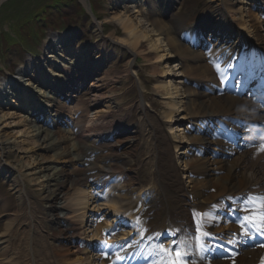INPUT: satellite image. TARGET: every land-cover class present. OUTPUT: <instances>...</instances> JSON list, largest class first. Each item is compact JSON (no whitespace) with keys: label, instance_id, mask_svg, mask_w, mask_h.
Masks as SVG:
<instances>
[{"label":"bare ground","instance_id":"bare-ground-1","mask_svg":"<svg viewBox=\"0 0 264 264\" xmlns=\"http://www.w3.org/2000/svg\"><path fill=\"white\" fill-rule=\"evenodd\" d=\"M169 1L171 0H151L152 7L146 13L142 11V16L136 13L139 8L136 9L127 4L129 8L126 6V8L116 11L112 17L123 27L125 34L113 35L112 33L110 35L113 40L128 45L134 57L143 53L147 59H155L152 63L153 69L161 77L159 84L156 85V90L162 92L161 94H164V97L168 99L167 121L172 122L176 117L182 120L200 114L213 117L211 114L228 115L249 110V114L255 115L258 122L264 124L263 108L249 106L243 98L229 94L226 86L220 85L226 91L219 92L220 89L216 82L219 81L221 73L216 69L214 56L216 52L212 51L210 56H206L198 49L179 40L172 24L164 19L163 14L167 10ZM246 1L248 0H222L221 2L223 15L232 16L242 30L236 32L230 26L232 22H227L224 16L221 20H215V25L219 29L222 28V34L227 33L228 30L236 32L233 36L232 33L226 34L225 40L230 39L231 42L234 39L236 42L239 41V45L249 42L258 45L264 51V43L260 42L263 40L262 34L259 32V27L255 25L259 19L253 12L245 9ZM141 3L143 7L147 6L144 1ZM130 7L133 8L132 11L134 12H131ZM144 19L148 23L144 22ZM249 20L251 25L252 22L254 24L252 31L247 25ZM245 29L260 44L256 40L254 41L252 36H247ZM74 33L75 31L66 30L50 33L44 42V54L41 56L30 55L25 64L19 65L18 75H11L8 80H0V96H3L5 90H10L9 84L11 82L15 85L24 83L23 91L18 93L21 100H15L14 106L29 109L27 111L18 110V113L9 110L2 111L6 104H3L4 99H1L0 129L3 127L2 124H8L9 121L7 120L13 118L14 123L23 125L20 131L30 136L26 141L27 143H31L32 146L35 144L43 150H50L53 152V156L59 159L69 158L72 163L82 161L86 165L85 172L80 175L67 174V169L62 165L32 166L33 175L30 180H34L35 183L42 186L40 196L45 200L44 219L48 227V231L45 233L50 236L49 244H51L52 252L46 258L40 256L30 235L33 232L32 227L36 225L40 227L43 222L36 216V209L30 199L29 190L25 185V174L22 171V168L28 164L33 165L38 157L35 156V153L30 154L24 162L17 154L14 162L11 161L7 165L4 161L0 162V177L11 183L20 201L18 211L23 214L26 213L28 218L25 234L13 237L2 250L0 249V264H109V257L115 255L118 256L119 261L127 262L132 255L133 258L137 256L134 251L138 245L139 247L145 246L150 242V238L155 235L156 239H162L165 233L171 234L169 239L162 244L165 256L169 249L175 250L172 256L174 258L177 253L180 254L175 258L174 264H262L264 262V244H257L254 236L250 235L249 231L237 222L235 213H231V209L242 208L253 218L264 223V202H259V199L264 197V151H261V146H264V143L249 141L240 145L228 144L231 149L222 154L230 153L229 158H223L224 155H220V150H225L223 140L215 138L214 142L218 149L214 148L212 152H208V150H204L205 137L201 134V129H204V126L194 127L193 125L192 131H181V135L178 136L173 134L175 137H180V143H186V141L190 143H187L188 147L183 151L184 157L181 159L183 170L188 173L186 183L179 175L181 167L178 166L179 164L173 157L169 146L170 138H166L167 132L159 126L158 129L162 131H158L154 127L148 131L149 138L145 140L146 150L144 154L146 156L143 161L147 160L144 163L149 167V171L151 170L150 175L152 176L148 182L149 186L139 189L138 197H145L150 203L147 205L148 208H153L155 214L151 223L144 220L138 221L135 216L130 219V227L124 228L120 234H124L122 238L125 239L129 233L135 234V239L132 237L128 244L117 243V247L110 255L104 250L101 262L94 260L96 256L90 254L91 250L87 244V235L90 229L87 231L85 228L87 225L85 222L88 221V211L96 209L104 211L101 219L95 220L97 222L95 229L90 230L93 239L105 240V226L113 225L118 218V222L121 220L123 225L129 217L125 211L121 210L125 206L120 205L116 200H108L107 198L103 199L105 201L102 203L95 202L99 199L96 200L94 193L87 187L90 185L99 188L104 187L105 179L114 173H126L129 176L132 164L129 168L130 159L116 153L105 155V160L109 161L107 164L92 161L94 149L91 144L80 145L76 140L70 139L69 133L75 137L81 135L92 138L104 137L106 133L98 131L99 125L103 121L105 127H112L119 133L129 130V127L121 125L120 121L123 117L117 115L118 110L112 109L110 102V97L115 90L113 88L115 74L110 69L103 73L99 71L104 61L110 56L106 52H102L98 57H95L92 47L89 45V47L86 46L88 48L74 46ZM233 47L240 53L239 57L250 58L244 49L238 50L237 47ZM49 48H53V50L49 51ZM249 52L252 54L251 49ZM236 56L237 53H229L228 55L229 58L234 57V59ZM169 57L179 59V74L186 77V83L183 85L184 90L177 85L174 88L169 86L162 78L171 73L168 72L167 66L161 67L164 59L167 60ZM128 69L129 65L126 70ZM27 71H29L30 82L24 81L23 73L25 74ZM176 73L174 72V74ZM200 81L208 84L209 92L198 87ZM87 82L92 84L88 85ZM179 82H182L181 78ZM85 84L87 86L81 91V87L83 88ZM28 92L33 96H28ZM79 92L88 95L85 101L88 108L89 102L98 103V101H102L105 102L106 111L90 112L85 109L86 111L83 110L77 118L74 119L72 116L70 120L67 119L68 124L65 129L56 126L59 124L58 122L65 121V115L61 118L63 110L74 114L75 108L68 104H72L78 99L75 96ZM183 93L186 95V101L177 102L174 100L173 94ZM107 96L110 97L107 99ZM63 97L70 99L69 102ZM92 108L90 105V109ZM42 109H49V111L44 116L41 114V117L38 116L34 120L31 112H42ZM53 109L56 110L54 114L51 112ZM142 111L144 115H148L145 106H142ZM55 116H59V118ZM53 123L54 126H51ZM181 128L184 130L185 126ZM2 136L4 135L2 134ZM2 138L4 139L0 137V142L10 144L13 142L9 136ZM0 144V149L4 152L11 151L10 148L4 149L2 142ZM22 144L23 142L21 145L18 143L17 147H24ZM128 154L130 155V151ZM153 166L156 168L155 171L152 169ZM211 170H213V174H209ZM90 172H95V174H89ZM75 185H77L79 193L70 200L73 201L72 205L75 207L71 211L65 212L63 209L71 205H62L61 199L64 195L69 194V189ZM215 185L221 187L219 192L212 190ZM91 200L92 203H90ZM251 201L257 203L254 204ZM247 203H250V206H246ZM89 204L93 208L89 209ZM158 204L166 207L167 212H163L160 207L156 209ZM32 217L36 220H32ZM17 219H19L18 216L9 219L6 223V231L12 230ZM171 221L175 223V226L167 228V224ZM178 233L179 242L176 245H171L172 235ZM41 235L46 242L44 233ZM217 235L227 237V245L230 248L225 250L228 256L221 259L213 258L212 255L209 256L205 253L208 247L210 248L207 239L212 240ZM203 239L205 241H202ZM55 241L59 243L61 248L53 245ZM200 241L203 243L201 246L199 245ZM70 243L79 245L78 250L71 252V248L67 246ZM104 246L105 244H102L103 249ZM51 256L55 261L50 259ZM165 256L160 258V262L151 258L149 264H170L173 259H168ZM58 258L60 259L58 260Z\"/></svg>","mask_w":264,"mask_h":264},{"label":"rangeland","instance_id":"rangeland-1","mask_svg":"<svg viewBox=\"0 0 264 264\" xmlns=\"http://www.w3.org/2000/svg\"><path fill=\"white\" fill-rule=\"evenodd\" d=\"M81 1L82 0L3 1L0 5V73L4 72L5 74L6 71L7 73L9 71L16 73L19 65L26 63V59L28 57L26 56L28 53L27 51L33 50L37 52L36 54H39L42 51L41 49L45 42L43 38L47 36L48 31L50 29H60L62 26L63 30L72 29L74 26L79 27L77 29H79L80 32L78 33L80 36V42H78L75 46H84L85 48H88L86 46L89 45L92 47V52L95 57H98L102 52H106L110 56L108 58L109 63H106L107 66L105 65V68L101 71V73L110 69L115 74L113 82V88L115 91L111 95L110 102H113L112 107L116 109L119 107L118 113L120 116H126V124L130 126L131 131L127 134H123L122 136L115 137L113 140H98L97 138H92L94 140L92 141L90 137H86L84 135L81 137H75L70 133L69 136L70 139H73L72 141L76 140L80 144H92L97 154L101 155L94 159L96 162H103L104 155L106 154L112 155L113 153H117L119 155H125L130 151V161H132L133 170L129 172L131 175V178L127 179L129 184H127V186L121 184L118 186L117 190H114L112 186L116 182H110V184L107 186V189L111 190L110 199L117 200L120 204L126 205V207L135 206L133 210L134 216L139 218H153L155 214L154 211L147 209L144 203H142L138 197V191L140 187L144 186L143 182H146V185L148 186L149 184L147 183L150 180L149 167L144 163L147 160L143 161L146 156L144 154L145 146L143 145L145 144V140L149 138L148 131H151V126L156 127L161 125L162 129L168 131L169 133L171 132L170 135L177 134L178 136L181 135V131L184 132L181 127H184V125H186L190 120H187V118L180 120L179 117H176L177 120L174 118L172 122L167 121L166 111L169 110L167 105L168 99L164 97V94H161L162 92H158L156 90V85L159 84L161 77H159L158 73H156L153 69L152 63L155 61V59H147L143 53H139L136 55L134 60V56L130 50L131 48H129L128 45L126 46L116 40H113L110 36L112 33L113 35L125 34L123 27L112 17L116 11L126 8V4H128L127 2L136 3V1L120 2V0L119 2H116L117 0H91L93 3V10H87L85 4ZM221 1L222 0H179L178 4L172 5L168 8L167 13L169 15H166L164 19L165 21L171 23L174 28H177L180 23H186L192 20L199 13V15H206L207 13L217 9V7L219 8ZM140 9L141 7L139 6V11L136 13L139 16H142ZM210 9H212V11H210ZM245 9L253 12L258 17L260 15L255 9H252V7H249L246 4ZM130 10L131 12H134L132 11V7H130ZM219 13L221 12L219 11ZM144 22H147V20L144 19ZM247 25H249V30L252 31L254 25L253 22L251 25L249 20ZM255 25L259 27V32L262 34L264 40V23L261 24V21L257 20ZM246 34L250 36L252 35L250 33ZM263 40L261 41L262 43H264ZM42 54L43 53H41V55ZM130 61L133 62L129 64ZM178 62L179 59L177 57H169L167 60L164 59L161 67L167 66L169 69L168 72L171 73H168L162 78L169 84V86L174 88V86L177 85L180 89L184 90L183 83L179 82V79L182 78L183 75L179 74L180 68L178 67ZM128 64L130 66L129 71L126 70ZM174 72L177 73L174 74ZM26 75H28V73H26ZM24 81L30 82L31 79L28 76H25ZM90 83L91 82H89V84ZM23 84L24 83H19L20 88L21 86H24ZM30 96L32 97V95ZM87 97V94L81 92L77 96L78 99L69 105H74V108L82 110V107L86 108V105H84L83 102L87 99ZM109 97L110 96H107V99ZM173 97L177 102H184L187 100L185 93L179 95L173 94ZM89 104L91 107H93L92 109H89L90 112H94L96 110L106 111V106L104 105L105 102ZM143 105H145L148 110V116H145L142 112ZM3 107L5 108H3L2 111L9 110L17 112L18 110H22L19 108L20 106L14 107L10 105L8 107L6 104ZM63 111L70 117L72 116L69 111ZM7 121H9L8 124H2L3 127L0 129L2 131L0 133V137L1 139H4L2 137L9 136L11 139H13V142L10 144L1 141L3 143L2 147H4L6 150L10 148L11 151L4 152L0 149V162L4 161L6 165L11 161L14 162L17 158V154L24 162L30 154L35 153V156L38 157L33 165L28 164L22 168V171L25 174V185L29 190L30 199L32 200L33 206L36 209V216H38V219L43 222L42 226L38 227V225H36L35 228H33V234L35 236L34 242L37 245L36 247L39 250L40 256L46 257L51 254V245L49 244L50 236L45 233L48 231L47 222L44 219L45 200L40 196L42 186L35 183L34 180H30V177L33 175L32 166L48 164H54L58 166L62 165L67 169V174L80 175L81 173L85 172L84 165L81 161L72 163L69 158L59 159L53 156V152L50 150H43L35 144L32 146L31 143L26 142L30 136L23 131H20L23 125L14 123L13 118L8 119ZM185 121L186 123L181 125V123ZM104 123L105 122L103 121V123L99 125L98 131L105 133L108 132L109 128H107L108 126L105 127V125H103ZM61 128L65 129L64 127ZM2 134L4 136H2ZM122 138L127 139L124 140ZM173 138L176 142L178 139L181 140L180 137L173 136ZM22 142L24 147H17L18 143L21 145ZM170 144L171 149L177 147V150L175 152L173 151L172 154L176 158V162L179 164L178 166L181 167L179 175L186 183V176L188 173L184 172L183 165L181 163V159L184 155L182 152L185 150V144L178 143V146H174V142L172 141ZM138 147H141V150H137L136 148ZM206 147L208 148L209 146L206 145ZM42 156H44V158H41ZM209 174L213 173L210 172ZM212 190L214 192H219L221 187L215 185L213 186ZM78 193L79 190L77 187L73 186L69 189V194L63 196L61 199V204L71 205L70 207L66 206L67 208L65 207L63 209L65 212L71 211L75 207L72 205L73 201L70 200H72L71 198L74 196L78 195ZM19 202L20 201L18 199L17 192H15V190L12 188L11 183L7 182V180L0 179L1 250L3 248L2 245L7 243L11 238L20 236V234L24 235L26 232L25 230L28 227L27 214H23L18 211ZM95 202L102 203L104 201L101 199ZM90 203H92V200ZM146 204L148 205L147 202ZM158 207H160L163 212L166 211V207L160 205ZM88 208L91 209L93 206L89 204ZM102 215L103 213L99 209L88 211L87 217H89V220L87 221V225H85L87 231L88 229L93 231L96 227L93 217L100 218ZM15 216H18L19 219H17L12 231H6V223L10 218ZM190 217L193 218L192 216ZM34 220L36 219L34 218ZM128 227L129 226L127 225V228ZM90 230L88 231L87 237L92 239V232ZM41 233H44V238L47 243L44 241ZM94 240H91V244L97 242ZM53 245L57 248H61L59 247L58 242H55ZM67 246L71 248V252L78 250V247H76L73 243H70ZM90 254H94V252L91 250ZM94 256L96 255L94 254ZM50 258L52 259V256ZM59 259L60 258H58V260ZM94 260L101 262V258L99 256H96Z\"/></svg>","mask_w":264,"mask_h":264},{"label":"snow or ice","instance_id":"snow-or-ice-1","mask_svg":"<svg viewBox=\"0 0 264 264\" xmlns=\"http://www.w3.org/2000/svg\"><path fill=\"white\" fill-rule=\"evenodd\" d=\"M221 83H223V79L221 80ZM261 151H264V146H261ZM119 219V218H118ZM121 225H117V227H120ZM113 231H115V229H113ZM205 235H207V234H205ZM85 246H87V245H85ZM97 247L99 246V244H97L96 245ZM177 255L179 256L180 254L179 253H177Z\"/></svg>","mask_w":264,"mask_h":264}]
</instances>
